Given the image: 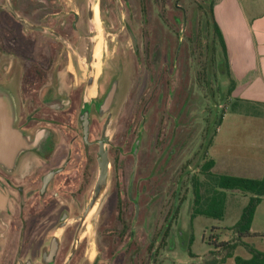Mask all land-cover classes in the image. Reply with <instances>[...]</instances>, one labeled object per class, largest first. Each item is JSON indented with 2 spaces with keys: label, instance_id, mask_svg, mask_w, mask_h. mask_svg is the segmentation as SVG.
<instances>
[{
  "label": "rangeland",
  "instance_id": "rangeland-1",
  "mask_svg": "<svg viewBox=\"0 0 264 264\" xmlns=\"http://www.w3.org/2000/svg\"><path fill=\"white\" fill-rule=\"evenodd\" d=\"M32 1L0 0V19L8 22V31L3 33L8 36L12 49L8 55L0 52V83L39 82L33 76L32 32L24 30L13 15L4 12L18 2L31 6ZM212 1L219 8L215 18L220 23L226 21L230 6H248L246 0H54L52 4L66 9H78V4L90 8L101 6L99 29L96 31L91 25L89 33L92 34L93 29L94 33L82 45L83 51L71 50L73 73L67 71L61 91L64 98L77 100L79 104L83 98L89 99L88 93L92 97L102 92L114 72L117 54L126 51L130 56V73L133 80L138 79L136 94L130 99L125 90L121 92L112 109L114 117L105 131V120L94 117L91 138H101L104 131L103 138L108 140L106 148L115 153L114 158L110 157L107 185L103 190L105 205L100 218L107 219L116 204V196L127 195L129 185L134 186L136 204L140 206L134 223V251L138 259L144 260L143 264H210L214 258L224 256L222 244L236 239L232 227L239 220L249 195L227 193L223 219L203 215L192 219L193 178L195 175L204 178L199 175V158L210 136L213 142L208 155L216 160L214 173L247 177L264 174V104L240 100L233 109L234 100L223 99L229 76L226 69L221 70L220 63L210 64L212 27L206 24L204 14L209 12ZM146 6L156 39L165 37L168 55L165 100L157 97V87L152 82L149 104L138 100L143 92L145 66L134 59L128 34L122 31L125 25L142 37ZM176 15L181 16V22L171 24V17ZM250 21L248 19V26ZM96 42L101 54L99 65L92 61L93 68L98 65L99 69L94 87L90 88L88 78L95 72L89 70L86 47ZM215 55L220 62V53L215 51ZM7 67L10 69L6 72ZM0 90L6 95L4 89ZM215 115L217 119L222 118L217 125ZM137 135L140 143L135 155L133 147ZM251 142H259L262 147L256 149ZM120 179L121 187L117 181ZM88 223L86 259L87 264H92L100 248V238L97 227L90 224V220ZM244 240L252 242L250 236ZM234 255L248 258L250 253L245 246L237 245ZM120 257L127 259L129 253ZM100 258L105 261L107 256ZM222 264L236 263L230 257Z\"/></svg>",
  "mask_w": 264,
  "mask_h": 264
},
{
  "label": "flooded vegetation",
  "instance_id": "flooded-vegetation-1",
  "mask_svg": "<svg viewBox=\"0 0 264 264\" xmlns=\"http://www.w3.org/2000/svg\"><path fill=\"white\" fill-rule=\"evenodd\" d=\"M32 2L31 6L18 2L12 11L9 8L4 11L13 15L24 30L32 32L33 76L39 82L0 83L8 97L13 126L27 142L12 163L0 161V264H87L89 220L97 227L100 238V248L92 264H143L144 260L138 259L134 251L135 216L140 210L134 186L129 185L127 195L116 196V204L105 220L100 218L105 205L104 188L97 190L100 141L105 126L114 117L112 109L121 92L125 90L126 97L132 99L137 91L138 79L133 80L129 70L130 56L126 51L117 54L114 72L102 92L92 97L88 93L89 99L83 98L79 104L77 100L64 98L61 91L68 72H71V50L83 51L82 45L94 33V29L92 34L89 33L91 25L96 31L99 29L101 6L90 8L78 4V9H66L65 6H52L54 0ZM116 2L119 5V1ZM176 9H179L178 5ZM143 10L147 19L142 37L125 25L122 31L128 34L134 59L145 66L143 92L138 100L149 104L152 82L158 89H155L157 97L165 100L168 55L165 37L156 39L147 6ZM179 22L181 16L170 19L171 24ZM7 23L0 19L2 55H8L12 50L8 36L3 33L8 31ZM98 44L86 47L89 70L95 72L88 78L90 88L96 80L98 65L93 68L92 61H99L94 54ZM9 69L7 67L6 72ZM114 84L113 102L108 109H102ZM85 111L89 119L87 137L82 121ZM94 117L106 123L101 138L96 140L91 138ZM139 143L140 136L137 135L133 147L135 155ZM108 157L110 161L115 153L108 150ZM117 181L121 187L123 182ZM128 253L127 259L119 258ZM103 255L107 256L105 261L100 258Z\"/></svg>",
  "mask_w": 264,
  "mask_h": 264
},
{
  "label": "trees",
  "instance_id": "trees-1",
  "mask_svg": "<svg viewBox=\"0 0 264 264\" xmlns=\"http://www.w3.org/2000/svg\"><path fill=\"white\" fill-rule=\"evenodd\" d=\"M206 24L212 27V43L211 63H220L221 70H227L229 76V85L223 93V99L230 98L234 102L232 108L235 109L240 98L239 86L244 81L240 80L230 65L229 51L224 33L215 19L214 1L209 6V12H204ZM208 29V27H207ZM215 51L219 52L222 59L220 62L216 60ZM215 95V94H214ZM215 124L222 121L221 117L216 118ZM213 136H210L206 145L202 147L200 154V170L201 179L195 175L194 180V205L192 219L198 215L206 217L223 219L226 212L227 193H241L249 195V201L243 208L241 216L237 223L232 227L236 233V239L232 242L222 244V249L225 251L224 256L217 257L211 260L210 264H222L228 258L233 257L236 264H264V252L256 249L253 245L244 240L245 237L251 235V226L255 217L258 205L264 199V175L260 178L233 175L228 173H214L216 161L208 155V149L212 145ZM193 241V237L191 238ZM237 245L245 246L250 252V257L244 258L239 255H234V250Z\"/></svg>",
  "mask_w": 264,
  "mask_h": 264
},
{
  "label": "crops",
  "instance_id": "crops-1",
  "mask_svg": "<svg viewBox=\"0 0 264 264\" xmlns=\"http://www.w3.org/2000/svg\"><path fill=\"white\" fill-rule=\"evenodd\" d=\"M246 1L248 6H230L223 23L215 19L226 39L231 69L244 80L239 86L241 100L264 104V0ZM214 6L216 15L219 8L216 3ZM248 19L251 20L249 26ZM250 144L256 149L262 147L259 142ZM250 239L251 245L264 252V199L257 207Z\"/></svg>",
  "mask_w": 264,
  "mask_h": 264
},
{
  "label": "water",
  "instance_id": "water-1",
  "mask_svg": "<svg viewBox=\"0 0 264 264\" xmlns=\"http://www.w3.org/2000/svg\"><path fill=\"white\" fill-rule=\"evenodd\" d=\"M8 8L12 11L11 7ZM25 24L28 25L27 22H25ZM92 83L93 79L90 80V84ZM115 93L116 85L114 84L101 106L102 109L106 110L110 107L115 97ZM82 121L84 126V134L85 137H87L89 131V119L87 111L82 114ZM106 128L107 126H105V129ZM107 141V137H104L103 140L100 141L98 159L100 171L97 180L98 192L105 188L108 180V165L110 161L108 157V150L106 148ZM26 146V140L23 138L18 129L13 126V118L8 112L7 97L5 93L0 90V161L3 163H12L19 150Z\"/></svg>",
  "mask_w": 264,
  "mask_h": 264
},
{
  "label": "bare ground",
  "instance_id": "bare-ground-1",
  "mask_svg": "<svg viewBox=\"0 0 264 264\" xmlns=\"http://www.w3.org/2000/svg\"><path fill=\"white\" fill-rule=\"evenodd\" d=\"M97 11V10H96ZM97 13V12H96ZM97 16V15H96ZM97 20H98V17H97ZM100 42H101V40H100ZM102 43V42H101ZM95 57L96 58H99V56H100V46H99V44L97 45V47L95 48ZM99 60V59H98ZM98 65H99V63H98ZM99 69V68H98ZM101 70V69H100Z\"/></svg>",
  "mask_w": 264,
  "mask_h": 264
}]
</instances>
